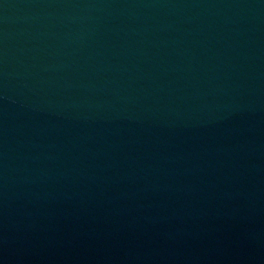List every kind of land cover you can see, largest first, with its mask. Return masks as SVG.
Segmentation results:
<instances>
[{
	"label": "water",
	"instance_id": "95a60500",
	"mask_svg": "<svg viewBox=\"0 0 264 264\" xmlns=\"http://www.w3.org/2000/svg\"><path fill=\"white\" fill-rule=\"evenodd\" d=\"M0 264H264V0H0Z\"/></svg>",
	"mask_w": 264,
	"mask_h": 264
}]
</instances>
